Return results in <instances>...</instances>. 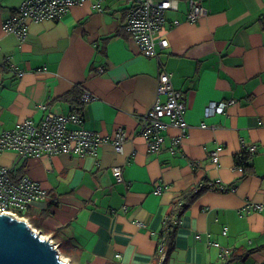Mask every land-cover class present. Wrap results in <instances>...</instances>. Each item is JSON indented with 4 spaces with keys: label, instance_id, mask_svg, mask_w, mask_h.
Returning <instances> with one entry per match:
<instances>
[{
    "label": "crops",
    "instance_id": "crops-1",
    "mask_svg": "<svg viewBox=\"0 0 264 264\" xmlns=\"http://www.w3.org/2000/svg\"><path fill=\"white\" fill-rule=\"evenodd\" d=\"M21 2L0 0V136L49 111L75 112V128L103 139L118 129L126 136L120 153L106 141L84 156L22 160L2 151L14 178L47 192L28 212L31 226L73 264H220L219 246L232 251L221 264H264V0H200L206 14L195 22L178 0L166 18L180 23L157 33L168 45L156 57L143 56L124 31L129 0H103L101 12L89 1L73 5L60 20L28 23L23 40L3 29ZM160 70L182 93L187 136L169 152L178 133L170 126L162 151L149 154L137 117L155 100ZM85 91L95 99L83 103ZM229 100L223 113L206 114L209 102ZM242 141L256 145L244 172L235 166ZM210 184L180 214L170 252L159 251L177 197ZM246 201L262 207L242 209Z\"/></svg>",
    "mask_w": 264,
    "mask_h": 264
},
{
    "label": "built area",
    "instance_id": "built-area-1",
    "mask_svg": "<svg viewBox=\"0 0 264 264\" xmlns=\"http://www.w3.org/2000/svg\"><path fill=\"white\" fill-rule=\"evenodd\" d=\"M86 1L90 2L93 10L102 11L103 0H22L16 13L3 22V29L23 40L27 36L28 23L60 20L68 13L71 6L80 5ZM177 2L178 0H129L125 12L124 31L137 44L143 56L156 57L157 47L160 49L167 47V39L156 37V35L164 26L170 28L180 23L178 20L168 21L166 18V12L175 10ZM205 14L206 10L200 0H187L186 21L195 22ZM9 68L16 69L12 64H9ZM18 75L20 76L21 73ZM171 79V72L165 70L158 72L155 100L143 114L137 117L139 135L145 139L149 154H158L162 151L166 138L165 131L170 126L176 127L178 133L169 137L167 147L169 152L176 153L177 149H180L182 139L187 136L188 124L184 119L186 106L182 101V93L172 86ZM94 99L95 96L92 93L87 91L82 93L83 103ZM233 102V100L209 102L206 114L223 113L225 107ZM39 107L46 110L45 104ZM79 120L75 112L61 116L50 111L45 112L39 121L26 118L13 129L1 134L0 153L4 150H12L22 160L40 159L59 154L84 156L93 154L97 144L103 141L110 142L116 152L122 151V143L126 140V136L121 129L114 132L112 138L103 139L95 132L75 128ZM201 127L206 128V124L202 123ZM241 146L242 150L246 148L249 155L256 152L255 144L246 145L242 141ZM211 156L213 163L216 164L217 151L211 152ZM236 168L238 171H243L241 166ZM12 174L10 168L0 164V213L6 212L21 218L31 229L38 232L28 222V212L34 202L47 198V192L40 183L25 175L14 178ZM112 175L116 181L122 182V166L113 167ZM218 187L222 190L227 189L223 184H218ZM161 190L162 188L157 186L155 192L160 193ZM244 207L260 210L262 206L246 201L242 209ZM135 223L138 226L142 225L140 221ZM173 223H180L176 215L173 217ZM222 234H226L225 229H222ZM50 241L56 248L51 239ZM163 247L164 238L162 237L158 246L159 251H162ZM220 254L225 255L223 260L226 262L232 251L230 248H221Z\"/></svg>",
    "mask_w": 264,
    "mask_h": 264
},
{
    "label": "water",
    "instance_id": "water-1",
    "mask_svg": "<svg viewBox=\"0 0 264 264\" xmlns=\"http://www.w3.org/2000/svg\"><path fill=\"white\" fill-rule=\"evenodd\" d=\"M0 264H68L58 256L50 238L35 232L24 220L0 213ZM163 264V261L160 262Z\"/></svg>",
    "mask_w": 264,
    "mask_h": 264
},
{
    "label": "trees",
    "instance_id": "trees-1",
    "mask_svg": "<svg viewBox=\"0 0 264 264\" xmlns=\"http://www.w3.org/2000/svg\"><path fill=\"white\" fill-rule=\"evenodd\" d=\"M68 155H74V154H68ZM248 155L249 154L247 152L242 150L241 152H239V154L235 156V166H241L243 172L247 171L246 167L247 168L249 167L248 162H247V159L249 158ZM17 171H19V169H17ZM214 187H215L214 185H207V186L204 185L201 188H198V187L197 189L195 188V191L190 190L187 193L181 195L180 197H177L176 201L171 207V211L169 215H167L165 218L164 230L161 233V235L163 234L162 237L164 238V246L167 249L166 252H170L171 250L170 248L172 247V233H173L174 228L178 225V224L173 223V217L176 215L178 219H180L179 218L180 214L189 206L191 201H193L202 191H204V189L214 188ZM226 187L227 189L233 188V186L231 185L226 186ZM219 190H222V189L219 188ZM182 201H183V204H182ZM178 202H180V204H177ZM221 234H222V231H221ZM208 242L209 244H215L216 246H219L218 243L215 241H208ZM221 248L223 247L219 246V253L221 251Z\"/></svg>",
    "mask_w": 264,
    "mask_h": 264
},
{
    "label": "rangeland",
    "instance_id": "rangeland-1",
    "mask_svg": "<svg viewBox=\"0 0 264 264\" xmlns=\"http://www.w3.org/2000/svg\"><path fill=\"white\" fill-rule=\"evenodd\" d=\"M54 244H55V243H54ZM55 245H56V249H57V251H58V256H59L61 259L65 260L68 264H73V262H70V260H69L68 258H66L65 256H62L63 254L61 255V253L59 252V249H58L57 244H55ZM224 258H225V255L219 253V255H218V259H219V261H220V264L222 263V261H223Z\"/></svg>",
    "mask_w": 264,
    "mask_h": 264
},
{
    "label": "clouds",
    "instance_id": "clouds-1",
    "mask_svg": "<svg viewBox=\"0 0 264 264\" xmlns=\"http://www.w3.org/2000/svg\"><path fill=\"white\" fill-rule=\"evenodd\" d=\"M43 236V235H42ZM45 237V236H44ZM48 238V237H47Z\"/></svg>",
    "mask_w": 264,
    "mask_h": 264
}]
</instances>
